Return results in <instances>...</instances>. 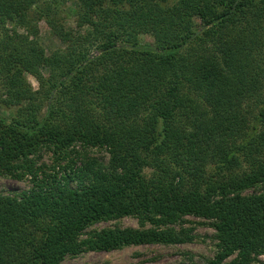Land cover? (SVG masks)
Masks as SVG:
<instances>
[{
  "label": "trees",
  "instance_id": "1",
  "mask_svg": "<svg viewBox=\"0 0 264 264\" xmlns=\"http://www.w3.org/2000/svg\"><path fill=\"white\" fill-rule=\"evenodd\" d=\"M40 1L0 0L1 102L18 108L11 119L0 114V176L31 183L0 194V264L182 244L189 231L174 226L185 217L215 231V254L202 264L257 262L264 254V0H78L80 24L91 27L82 41L40 11L66 44L49 56L35 41ZM92 46L98 54L90 58ZM42 68L53 96L39 118L25 74L44 85ZM180 113L181 128L173 125ZM94 149L108 161L86 153ZM43 151L67 165L46 174L36 163ZM127 216L140 229L86 233Z\"/></svg>",
  "mask_w": 264,
  "mask_h": 264
},
{
  "label": "rangeland",
  "instance_id": "2",
  "mask_svg": "<svg viewBox=\"0 0 264 264\" xmlns=\"http://www.w3.org/2000/svg\"><path fill=\"white\" fill-rule=\"evenodd\" d=\"M81 5L78 0H41L34 13V25L37 27V36L35 41L43 49L46 56L51 55L54 52L65 50L66 44L62 43L60 39L53 33L51 27L46 22V18L40 15V11L49 15L56 25L62 26L65 30L73 31L80 34L81 41L86 38V35L91 31V27L87 25L81 26V16L83 12L80 9ZM39 10V12H38ZM45 15V14H44ZM196 32L200 31L201 25L198 18L193 19ZM8 29H12V26L8 25ZM16 31L19 34H25L30 39L33 37L22 28H17ZM140 41L145 45H153V38L148 34H142L139 37ZM89 57L98 54L94 46L88 51ZM40 76L44 85L40 84L35 76L25 74L26 82L31 86L32 90L37 92V105L40 106V112L38 117L41 118L45 112L46 106L51 101V95L47 86V80L50 76V71L47 68L40 70ZM0 80V114L4 117L11 119L18 113V108L14 106H5L1 99L4 98V88L2 87ZM186 123V120L182 113L176 117L173 125L175 127H182ZM81 152V149H77ZM86 153L89 156L98 159L99 161L106 163L108 161V155L104 150L94 149L88 150ZM37 166L41 167L46 174H54L56 171H62L67 165V160L57 159V156L52 151H43L39 158L36 159ZM152 169L145 171L149 176L152 173ZM31 187L29 178L22 180H16L9 176H0V194L11 195L15 193H21ZM71 187H76V183H71ZM185 223L182 225H175L176 231L186 229L189 231L191 240L182 244L176 245H139L128 246L119 250L110 252H97V251H83L77 256H67L60 264H202L206 260L211 259L216 251L215 248V231L212 228L209 221L198 219L194 217H185ZM146 225L145 228H149ZM107 228H119V229H140V225L134 217H123L117 220L104 221L97 223L86 230V233L92 231H99ZM253 264H264V254L258 257L257 262Z\"/></svg>",
  "mask_w": 264,
  "mask_h": 264
}]
</instances>
